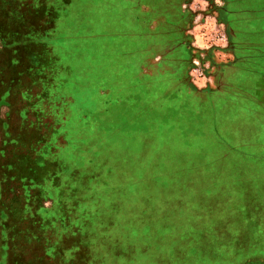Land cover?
Masks as SVG:
<instances>
[{"label":"rangeland","instance_id":"obj_1","mask_svg":"<svg viewBox=\"0 0 264 264\" xmlns=\"http://www.w3.org/2000/svg\"><path fill=\"white\" fill-rule=\"evenodd\" d=\"M71 5L0 0V264H236L254 255L227 251L244 241V210L219 203L227 188H205L228 179L224 160L204 155L213 146L201 136L182 142L180 113H168L172 79L148 60L165 46L148 52L140 41L134 51L132 18L122 21L125 60L116 37H96L93 50L90 37V56L77 40L31 37ZM236 95L234 112L243 109ZM15 101L28 109L13 110ZM229 111H218L217 133L237 139L224 124ZM215 242L222 251L206 252Z\"/></svg>","mask_w":264,"mask_h":264},{"label":"crops","instance_id":"obj_2","mask_svg":"<svg viewBox=\"0 0 264 264\" xmlns=\"http://www.w3.org/2000/svg\"><path fill=\"white\" fill-rule=\"evenodd\" d=\"M188 1L192 0H72L77 6L71 5L67 17L62 15L61 9L56 10L61 14L58 20L51 26L46 21V28L33 30L31 37L46 43L60 38L68 39L69 44L77 40V45L86 47L85 55L90 56V37L93 38L91 47L97 48L98 40L95 38L101 36L108 44L120 43L125 60L126 25L122 21L132 18L138 27V31L131 35L134 51H137L135 46L140 41L146 43L148 52L155 42L165 46L161 51L147 52L148 60L165 67L172 79L166 108L168 113L174 110L180 113V118L175 120L179 123L180 140L184 142L188 136L190 142L197 143L198 136H201L204 146H213L212 152L204 155L224 160L226 170L221 172L229 176L227 180H220L221 183L212 181L205 188H227L229 197H222L219 203H231L244 210L241 214L244 241L240 244L236 241L234 248L228 246L227 251L254 252L236 264H264V140L259 134L264 126V0H223L220 16L228 45L218 57L220 61L211 65L208 75L196 79L191 78L193 54L189 48V31L192 17L185 8ZM94 22L99 24L94 25ZM85 55L83 60L86 62ZM135 57L133 54L135 61H141V57ZM232 94L239 95L237 98L242 103L243 109L238 112L232 109L236 105H231ZM10 106L13 110L28 109L19 101ZM221 107L231 110L224 120L229 132H237L241 137L227 139L217 133V114ZM255 116L261 121L259 127L252 125L251 117ZM162 124L166 127V122ZM186 149L187 146L182 147V151ZM181 154L186 155L184 152ZM185 235L190 236L189 233ZM213 235L216 231L192 236L196 240H206ZM206 246L209 247L206 252L222 251L216 242Z\"/></svg>","mask_w":264,"mask_h":264},{"label":"built area","instance_id":"obj_3","mask_svg":"<svg viewBox=\"0 0 264 264\" xmlns=\"http://www.w3.org/2000/svg\"><path fill=\"white\" fill-rule=\"evenodd\" d=\"M223 0H192L185 8L192 17L189 35V48L193 54L191 78H203L208 75L211 65L218 63L228 40L220 12Z\"/></svg>","mask_w":264,"mask_h":264},{"label":"trees","instance_id":"obj_4","mask_svg":"<svg viewBox=\"0 0 264 264\" xmlns=\"http://www.w3.org/2000/svg\"><path fill=\"white\" fill-rule=\"evenodd\" d=\"M137 132H141V128H138V129H137Z\"/></svg>","mask_w":264,"mask_h":264}]
</instances>
